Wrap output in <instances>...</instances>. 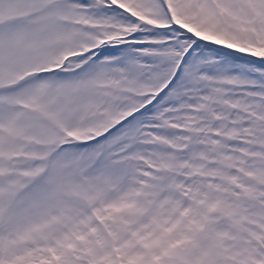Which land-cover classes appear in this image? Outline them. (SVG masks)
I'll use <instances>...</instances> for the list:
<instances>
[{"label": "snow or ice", "instance_id": "6c2138e0", "mask_svg": "<svg viewBox=\"0 0 264 264\" xmlns=\"http://www.w3.org/2000/svg\"><path fill=\"white\" fill-rule=\"evenodd\" d=\"M0 264H264V0H0Z\"/></svg>", "mask_w": 264, "mask_h": 264}]
</instances>
